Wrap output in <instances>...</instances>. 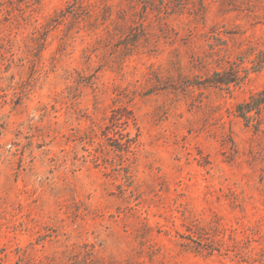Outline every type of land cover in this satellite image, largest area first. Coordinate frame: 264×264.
<instances>
[{
  "label": "rangeland",
  "instance_id": "1",
  "mask_svg": "<svg viewBox=\"0 0 264 264\" xmlns=\"http://www.w3.org/2000/svg\"><path fill=\"white\" fill-rule=\"evenodd\" d=\"M264 0H0V264H264Z\"/></svg>",
  "mask_w": 264,
  "mask_h": 264
},
{
  "label": "trees",
  "instance_id": "2",
  "mask_svg": "<svg viewBox=\"0 0 264 264\" xmlns=\"http://www.w3.org/2000/svg\"><path fill=\"white\" fill-rule=\"evenodd\" d=\"M264 105V90L257 95L252 96L247 102L238 105V116L244 120L252 113H260Z\"/></svg>",
  "mask_w": 264,
  "mask_h": 264
}]
</instances>
